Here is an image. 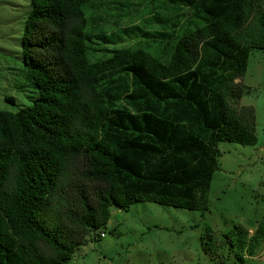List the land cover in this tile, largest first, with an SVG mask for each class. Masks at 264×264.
<instances>
[{
    "label": "trees",
    "instance_id": "16d2710c",
    "mask_svg": "<svg viewBox=\"0 0 264 264\" xmlns=\"http://www.w3.org/2000/svg\"><path fill=\"white\" fill-rule=\"evenodd\" d=\"M92 1L31 0L22 50L36 96L0 109V264H67L113 207L203 215L220 142H258L254 107L230 102L264 50V0H165L191 11L180 34L158 32L172 39L166 62L143 48L92 61L90 42L111 41L89 30Z\"/></svg>",
    "mask_w": 264,
    "mask_h": 264
},
{
    "label": "rangeland",
    "instance_id": "374dc122",
    "mask_svg": "<svg viewBox=\"0 0 264 264\" xmlns=\"http://www.w3.org/2000/svg\"><path fill=\"white\" fill-rule=\"evenodd\" d=\"M30 10L31 0H0L2 110L16 112L36 96L22 50ZM87 16L89 30L111 40L96 37L90 42L92 61L107 58L112 49L143 48L166 62L172 39L158 32L180 34L191 11L165 0H93ZM236 82L242 84L243 96L230 103L254 107L258 142H220L210 210L202 215L145 201L122 209L121 218L114 207L107 235L78 248L67 264H239L240 258L245 264H264V50L253 49L245 76Z\"/></svg>",
    "mask_w": 264,
    "mask_h": 264
},
{
    "label": "crops",
    "instance_id": "0c3cea01",
    "mask_svg": "<svg viewBox=\"0 0 264 264\" xmlns=\"http://www.w3.org/2000/svg\"><path fill=\"white\" fill-rule=\"evenodd\" d=\"M114 208V207H113ZM113 208L111 209V217H112V210H113ZM120 210L118 211V212H116L115 213V216H117V217H121L122 218V215L120 214V211L122 210L121 208H119ZM111 217H110V220H109V222H108V225H109V223H110V221H111Z\"/></svg>",
    "mask_w": 264,
    "mask_h": 264
},
{
    "label": "built area",
    "instance_id": "2783aa9c",
    "mask_svg": "<svg viewBox=\"0 0 264 264\" xmlns=\"http://www.w3.org/2000/svg\"><path fill=\"white\" fill-rule=\"evenodd\" d=\"M250 232H251V233H254V230H253V229H250ZM106 235H107L106 231H102V232H101V237H102V238L105 237Z\"/></svg>",
    "mask_w": 264,
    "mask_h": 264
}]
</instances>
